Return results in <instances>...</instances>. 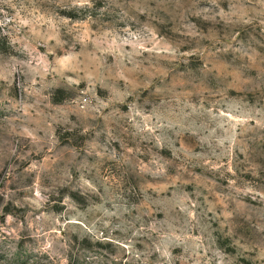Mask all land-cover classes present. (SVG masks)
<instances>
[{
	"label": "rangeland",
	"instance_id": "rangeland-1",
	"mask_svg": "<svg viewBox=\"0 0 264 264\" xmlns=\"http://www.w3.org/2000/svg\"><path fill=\"white\" fill-rule=\"evenodd\" d=\"M0 264H264V0H0Z\"/></svg>",
	"mask_w": 264,
	"mask_h": 264
},
{
	"label": "trees",
	"instance_id": "trees-1",
	"mask_svg": "<svg viewBox=\"0 0 264 264\" xmlns=\"http://www.w3.org/2000/svg\"><path fill=\"white\" fill-rule=\"evenodd\" d=\"M5 39H7V38H6V35L0 33V44H1V42L5 41Z\"/></svg>",
	"mask_w": 264,
	"mask_h": 264
}]
</instances>
